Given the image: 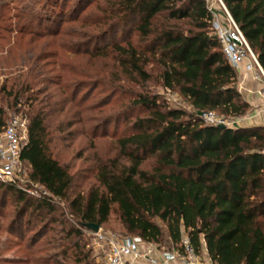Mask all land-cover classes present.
I'll use <instances>...</instances> for the list:
<instances>
[{
	"label": "trees",
	"instance_id": "1",
	"mask_svg": "<svg viewBox=\"0 0 264 264\" xmlns=\"http://www.w3.org/2000/svg\"><path fill=\"white\" fill-rule=\"evenodd\" d=\"M84 1H77L72 20L103 31L90 32L89 37L137 21L133 28L138 42H114L111 47L119 54L122 69L132 80L144 83L153 78L146 67L156 65L163 86L178 92L194 111L170 106L151 91H135L123 114H142L133 117L117 137L116 156L98 163V184L87 195L71 193L74 176L51 146L54 115L63 108L53 101L56 92L39 87L54 59L60 75L50 83L58 81L62 92L72 85L66 69L74 67L60 62L58 50L53 49L67 44L66 50L76 53L71 43L57 41V22L67 21V12H41L45 0H20L19 5L15 0H0V132L8 110L27 119L22 159L29 179L44 192L38 200L25 201L20 215L28 208L41 216L50 214L57 199H66L80 226H70L67 236L80 240L85 224L101 227L117 206L131 233L122 236L178 247L187 235L199 253L206 243L213 264H264V126L221 128L205 124L198 115L215 111L237 118L252 111L234 87L237 71L213 32V15L206 1L105 0L104 5H96L102 11L99 18L93 9L82 12ZM223 2L264 70V0ZM43 25L47 30L40 29ZM42 39L49 40L41 44ZM81 87V83L75 85L65 108L87 109ZM22 107L26 111L21 112ZM148 156L154 157L150 170L143 168ZM0 186L27 199L17 185ZM79 249V261L90 264L88 252Z\"/></svg>",
	"mask_w": 264,
	"mask_h": 264
},
{
	"label": "rangeland",
	"instance_id": "2",
	"mask_svg": "<svg viewBox=\"0 0 264 264\" xmlns=\"http://www.w3.org/2000/svg\"><path fill=\"white\" fill-rule=\"evenodd\" d=\"M15 1L17 5L20 4V0ZM77 1L45 0L44 6L43 3L40 6L41 12H67L68 20L62 22L60 19L57 22V28L60 30L57 41L71 43L76 53L67 51L66 48L69 46L67 44H64L66 48L63 49L53 47L54 50H58L60 62L65 61L74 67L72 71L66 69V76L73 80L66 92H62L60 86L56 84L58 81H55V84L50 83L51 78L56 79L60 75L56 59H54L56 63L50 67V72L48 71L49 73L45 75L47 79L39 87H46L56 92L53 101L57 102L58 109L63 108L62 112L57 111L54 115V127L51 131V136L54 138L51 144L54 155L74 176L75 186L71 193L82 191L87 195L90 187L98 184L96 179L98 163L106 162L116 156L117 137L123 133L133 117L142 114L140 112L123 114L132 93L151 91L166 100L170 106L184 108L191 112L194 110L178 92L163 86L158 78L156 65L146 67L152 72L153 78L144 83L132 80L122 69L119 54L111 47L114 42L123 45L127 40L138 42L139 39L133 28L137 21L106 35L98 34L94 37L92 35L91 38L87 34L96 33L102 28L82 26L78 20H72L76 16L73 9ZM104 3L105 0H85L83 5L86 7L82 12L93 9L96 17L99 18L102 16V11L96 10V5H104ZM40 29L47 30L45 25ZM47 40L49 39H42L41 44ZM90 40L94 42L88 44ZM92 49H98L100 53L95 55L86 53V50ZM2 80L0 78V82ZM77 83L83 86L80 96L83 94L86 96L87 101L84 106H88L87 109L80 110V107L71 105L65 108L64 103H67L66 99L70 97ZM49 89L48 94L51 91ZM24 110L26 111V108L22 107L21 112ZM13 114V110H8V117ZM226 119L229 124L236 126L235 118ZM153 162L154 157L148 156L143 168L150 170ZM18 188L23 190L27 199L23 200L16 193L6 191L3 186H0V264H85V260L79 261L81 251L79 247H82L83 252H88L90 264H102V252L94 249L96 240L93 235L82 229L83 236L80 240L75 235L67 236L66 231L70 226L74 228H80V226L66 199H57L56 208L50 214L45 212L41 216L28 208L27 212L21 216L20 212L25 201L38 200L44 192L42 186L29 178L20 182ZM157 222L162 225L160 220L157 219ZM100 229L102 232L120 236L131 234L125 229L117 206L113 207L108 220L101 225ZM162 244L165 248H174L168 242L163 241ZM199 254L204 263L213 264L205 249L202 248Z\"/></svg>",
	"mask_w": 264,
	"mask_h": 264
},
{
	"label": "built area",
	"instance_id": "3",
	"mask_svg": "<svg viewBox=\"0 0 264 264\" xmlns=\"http://www.w3.org/2000/svg\"><path fill=\"white\" fill-rule=\"evenodd\" d=\"M213 15V32L223 48L230 64L239 71L248 62L246 73L264 83V70L238 24L229 13L223 0H205ZM264 95V89H263ZM199 117L207 125L238 128L249 119V115L237 117L236 126L219 116L215 111H201ZM235 121V120H234ZM28 121L24 116L12 115L0 132V183L19 186L29 178L28 167L22 159L27 141ZM93 235L94 249L102 252V264H206L187 235H183L178 247L167 249L140 236H120L99 229ZM203 249L206 243L203 241Z\"/></svg>",
	"mask_w": 264,
	"mask_h": 264
},
{
	"label": "crops",
	"instance_id": "4",
	"mask_svg": "<svg viewBox=\"0 0 264 264\" xmlns=\"http://www.w3.org/2000/svg\"><path fill=\"white\" fill-rule=\"evenodd\" d=\"M247 61L244 62L242 68L237 71V89L252 107L249 113V119L243 124L249 126H264V83L255 80L251 74L246 73Z\"/></svg>",
	"mask_w": 264,
	"mask_h": 264
},
{
	"label": "water",
	"instance_id": "5",
	"mask_svg": "<svg viewBox=\"0 0 264 264\" xmlns=\"http://www.w3.org/2000/svg\"><path fill=\"white\" fill-rule=\"evenodd\" d=\"M234 87L237 89V85L236 84H235ZM219 127L226 128V126L224 124L219 125ZM85 227L87 229H89V230L94 231V232H97L100 229V226L98 224H95V223H87V224H85Z\"/></svg>",
	"mask_w": 264,
	"mask_h": 264
}]
</instances>
